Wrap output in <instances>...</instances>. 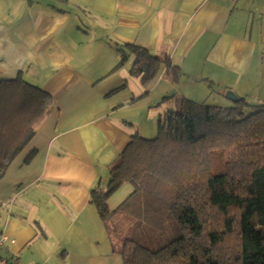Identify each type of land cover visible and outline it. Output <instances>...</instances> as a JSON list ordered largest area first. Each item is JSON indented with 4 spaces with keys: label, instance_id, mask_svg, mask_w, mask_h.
<instances>
[{
    "label": "crops",
    "instance_id": "0c3cea01",
    "mask_svg": "<svg viewBox=\"0 0 264 264\" xmlns=\"http://www.w3.org/2000/svg\"><path fill=\"white\" fill-rule=\"evenodd\" d=\"M127 45L192 77L241 83L264 73V0H0V80L22 73L53 98L0 178V229L15 239L2 258L123 264L110 223L126 220L118 208L135 188L109 196L107 220L90 196L181 96L164 64L145 87Z\"/></svg>",
    "mask_w": 264,
    "mask_h": 264
},
{
    "label": "trees",
    "instance_id": "16d2710c",
    "mask_svg": "<svg viewBox=\"0 0 264 264\" xmlns=\"http://www.w3.org/2000/svg\"><path fill=\"white\" fill-rule=\"evenodd\" d=\"M126 47L145 87L163 64L173 81L183 74L167 57ZM177 100L157 137L134 134L107 188L90 196L107 220L109 196L125 182L135 188L118 208L137 231L124 240L123 264H264V103L246 114L244 99L232 107ZM52 102L22 73L0 80V178Z\"/></svg>",
    "mask_w": 264,
    "mask_h": 264
},
{
    "label": "rangeland",
    "instance_id": "374dc122",
    "mask_svg": "<svg viewBox=\"0 0 264 264\" xmlns=\"http://www.w3.org/2000/svg\"><path fill=\"white\" fill-rule=\"evenodd\" d=\"M182 73L183 74L177 81L171 79L176 87L173 93H179L181 95L180 97H187L201 104L223 107L235 106L240 103L241 99H244V112L246 114L256 110L257 105L264 103V73L250 76L241 83L236 84L233 82L222 84L218 81L202 80L201 78L190 76L185 71H182ZM229 92H231V94H228ZM157 135L158 130L154 134H148L146 138L153 139L157 137ZM121 212L123 213H119V215L126 216V220L119 223L116 221L118 218H115L114 221H111L110 227L112 228V235L117 239V250L120 251V255L122 256L124 240L137 231H134V224L136 222L134 217L126 214L124 211Z\"/></svg>",
    "mask_w": 264,
    "mask_h": 264
},
{
    "label": "built area",
    "instance_id": "2783aa9c",
    "mask_svg": "<svg viewBox=\"0 0 264 264\" xmlns=\"http://www.w3.org/2000/svg\"><path fill=\"white\" fill-rule=\"evenodd\" d=\"M15 239L10 237L4 230L0 229V248L6 247L8 244H13ZM0 264H20L18 262L9 261L1 257L0 255Z\"/></svg>",
    "mask_w": 264,
    "mask_h": 264
},
{
    "label": "water",
    "instance_id": "95a60500",
    "mask_svg": "<svg viewBox=\"0 0 264 264\" xmlns=\"http://www.w3.org/2000/svg\"><path fill=\"white\" fill-rule=\"evenodd\" d=\"M228 94H231V92H229ZM232 96H234V95H232Z\"/></svg>",
    "mask_w": 264,
    "mask_h": 264
}]
</instances>
